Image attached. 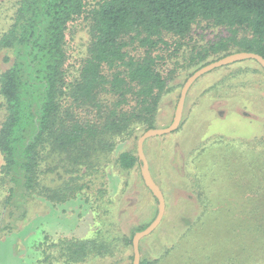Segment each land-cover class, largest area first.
<instances>
[{"label":"trees","instance_id":"1","mask_svg":"<svg viewBox=\"0 0 264 264\" xmlns=\"http://www.w3.org/2000/svg\"><path fill=\"white\" fill-rule=\"evenodd\" d=\"M9 7L0 29V50L11 52L0 73V185L4 204L22 207L18 220L25 217L29 198L56 204L74 197L87 187L85 176L108 162L117 138L155 127L170 78L159 65L166 59L162 53L174 40L189 37L194 25L206 22L227 31L195 48L189 61L199 67L238 51L264 57V0H10ZM1 15L0 9V21ZM81 17L89 43L77 74L69 78L66 32ZM166 35L172 41L164 40ZM133 44L141 53H129ZM114 163L124 170L140 165L135 150L121 151ZM195 175L185 173L198 213L183 216L184 226L172 228V241L161 256H143L140 264H166L164 258L177 252L185 256L179 252L181 241L204 225L210 203ZM250 177L259 204L214 234L200 228L203 247L184 258L187 264H264V175ZM131 237L122 238L124 247L131 246ZM118 238L99 230L88 239H62L64 264L82 262L101 248L113 252Z\"/></svg>","mask_w":264,"mask_h":264},{"label":"rangeland","instance_id":"2","mask_svg":"<svg viewBox=\"0 0 264 264\" xmlns=\"http://www.w3.org/2000/svg\"><path fill=\"white\" fill-rule=\"evenodd\" d=\"M0 3L1 29L10 16V0ZM83 17L72 22L66 32L65 67L69 78L77 74L89 43ZM226 35L225 29L200 22L193 26L189 37L174 40L173 47L163 51L166 59L159 65L170 78L158 105L155 127L151 128L166 127L172 121L181 87L200 68L198 63L189 61L195 48ZM168 39L172 41L169 35L164 36V40ZM128 51L141 53L134 44ZM5 55L11 52L0 50V73L9 65L4 61ZM2 117L0 106V121ZM144 131L136 137L117 138L109 153L110 161L88 173L87 187L74 197L56 204L41 196L29 198L23 219L18 220L22 207L4 204L6 191L0 185V264H64L60 240L92 238L99 230L118 233L113 252L104 253L101 248L98 255L90 254L75 264H131L132 243L124 247L121 240L133 236L134 228L154 219L157 200L143 182L141 163L137 169L124 170L114 159L121 151H136L137 139ZM262 136L264 70L257 62L235 61L199 76L187 91L178 128L144 142L151 175L165 198V211L155 230L140 240V258L161 256L172 241V228L184 226L183 216L193 218L198 213L194 190L187 188L193 184L186 172L202 179L205 199L210 198L208 216L198 230L181 238L179 252L185 256L179 257L177 252L164 258L166 264H187L184 258L197 255L205 241L200 228L214 234L223 225L236 222L241 211L257 206L259 198L251 189L249 174L264 175ZM51 177L57 178L56 174Z\"/></svg>","mask_w":264,"mask_h":264},{"label":"water","instance_id":"3","mask_svg":"<svg viewBox=\"0 0 264 264\" xmlns=\"http://www.w3.org/2000/svg\"><path fill=\"white\" fill-rule=\"evenodd\" d=\"M245 59H253L260 64V66L264 69V57L258 53L251 52V51H238L227 54L217 60L209 62L202 67L195 70L184 82L183 86L180 89V94L178 101L176 103L175 111L172 117V121L169 125L162 128H148L146 129L137 139L136 143V151L138 160L140 161V172L143 179L145 186L148 190L155 196L157 199V213L154 219L143 229L135 231L131 243H132V251H133V258L131 264H140V250H139V243L140 240L149 235L161 222L162 217L165 211V198L164 195L158 186V184L153 179L149 164L146 159L143 144L145 140L149 137L161 136L164 134H168L174 130H176L180 124L182 111L184 106L185 97L189 87L192 83L202 74L222 65H227L229 63L245 60Z\"/></svg>","mask_w":264,"mask_h":264}]
</instances>
